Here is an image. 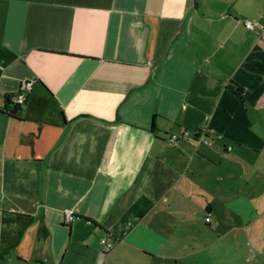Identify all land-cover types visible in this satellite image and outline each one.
Returning a JSON list of instances; mask_svg holds the SVG:
<instances>
[{"label":"crops","instance_id":"0c3cea01","mask_svg":"<svg viewBox=\"0 0 264 264\" xmlns=\"http://www.w3.org/2000/svg\"><path fill=\"white\" fill-rule=\"evenodd\" d=\"M245 19L264 26V0H0V109L32 81L19 117L0 111V262L166 264L219 203L249 221L222 195L223 163L264 148V29Z\"/></svg>","mask_w":264,"mask_h":264},{"label":"rangeland","instance_id":"374dc122","mask_svg":"<svg viewBox=\"0 0 264 264\" xmlns=\"http://www.w3.org/2000/svg\"><path fill=\"white\" fill-rule=\"evenodd\" d=\"M263 108L257 114L262 139ZM223 166L227 167L225 177L228 181L222 184V195L232 197L238 194L248 200L249 212H252L250 220L246 221L243 215H236L233 209L225 208L227 203H219L222 224L217 225L216 220H213L210 225H206L203 213H200L194 224L179 226L176 244L186 243L187 247L185 245L186 249L180 251L182 255L176 257V261H166V264H264V148L256 154L252 162L253 169L245 161L239 164L227 161ZM242 171L245 173L242 174ZM225 213L229 214L227 218ZM186 251L189 253L185 254ZM154 260L161 264L157 258Z\"/></svg>","mask_w":264,"mask_h":264},{"label":"built area","instance_id":"2783aa9c","mask_svg":"<svg viewBox=\"0 0 264 264\" xmlns=\"http://www.w3.org/2000/svg\"><path fill=\"white\" fill-rule=\"evenodd\" d=\"M244 25H245L246 28H248L250 30H254L257 33L261 32L264 29V26L258 24L253 19H245L244 20ZM257 25H258V28H257ZM31 85H32V81H28V80L24 81L22 83V85H21V90L18 91L12 97L13 102L21 104L24 101V98H25L23 91L29 90ZM182 136L188 137L189 133L187 131H184L182 133ZM179 137L180 136H178L177 134H171V136L169 137V140L170 141H176ZM195 139H196V141L199 140V141H201L204 144L209 142L208 136H203L201 133ZM74 219H75V214H74L73 209H70V208L69 209H65L64 210V221H65V223L70 224ZM209 219H210L209 217L206 218V220H208V221H209Z\"/></svg>","mask_w":264,"mask_h":264},{"label":"trees","instance_id":"16d2710c","mask_svg":"<svg viewBox=\"0 0 264 264\" xmlns=\"http://www.w3.org/2000/svg\"><path fill=\"white\" fill-rule=\"evenodd\" d=\"M228 88L231 89L237 96H240L242 98V93H243V87L237 85H228ZM13 97V96H12ZM10 108V112L15 115L18 116L20 115L22 106H20V104L13 102V99L11 98L10 95H6L5 96V105H4V109H0V111L7 113L8 108ZM200 135V132L196 133L194 135V137H198ZM208 221V220H206Z\"/></svg>","mask_w":264,"mask_h":264}]
</instances>
